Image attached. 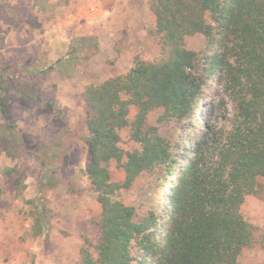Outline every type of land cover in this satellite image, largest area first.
Here are the masks:
<instances>
[{"label": "trees", "instance_id": "16d2710c", "mask_svg": "<svg viewBox=\"0 0 264 264\" xmlns=\"http://www.w3.org/2000/svg\"><path fill=\"white\" fill-rule=\"evenodd\" d=\"M148 7L159 56L151 62L135 56L126 73L84 89L89 117L83 140L90 156L84 173L101 212L96 256L84 236L78 264H238L241 251L256 242L240 207L246 196L259 193L258 180L264 177V0H150ZM195 34L206 40L201 53L185 48V37ZM211 84L229 100L225 123L211 124L213 106H208L202 127L182 149L161 137L157 126L147 125L148 114L156 110L157 124L197 119ZM9 91L23 103L58 112L36 84L15 86L0 72V149L7 152L12 143H24L10 122ZM221 106L223 113L225 103ZM131 108L136 112L130 120ZM124 128L139 149L122 152L119 131ZM45 152L50 159L58 157L51 147ZM46 160L40 163L53 174ZM111 161L123 168L122 183L111 181ZM155 168L173 182L164 217L149 210L135 220L118 192ZM4 174L15 175V196L21 198L24 172L11 167ZM34 210L31 236L39 237L49 211Z\"/></svg>", "mask_w": 264, "mask_h": 264}, {"label": "rangeland", "instance_id": "374dc122", "mask_svg": "<svg viewBox=\"0 0 264 264\" xmlns=\"http://www.w3.org/2000/svg\"><path fill=\"white\" fill-rule=\"evenodd\" d=\"M149 2L0 0V72L15 86L36 84L43 99L58 111H44L34 102H21L15 91L7 93L10 122L24 143H12L9 152L0 149V264H78L84 236L96 256L93 247L101 210L84 173L90 157L83 140L89 117L84 89L126 73L135 56L147 62L159 56ZM184 42L188 51L205 50L203 35L187 36ZM30 69L46 72H27ZM208 106H213L211 124L226 122L229 100L213 84L200 115L189 124L180 119L157 124L160 110L149 113L146 122L157 126L159 135L172 146L182 149L202 127ZM135 112L131 108L130 120ZM119 135L123 153L139 149L129 139L128 128ZM48 147L58 154L56 159L45 152ZM42 157L53 174L43 169ZM125 159L124 155L121 162ZM11 167L24 172L21 198L15 196V175L4 174ZM108 170L111 181H124V170L116 161L108 164ZM171 183L161 168L144 171L131 186L119 190L118 199L133 208L135 220L149 210L164 217ZM258 183L259 193L246 196L240 207L243 219L255 229L256 242L241 251L238 264H264V177ZM35 206L39 213L43 207L49 211L39 237L31 236Z\"/></svg>", "mask_w": 264, "mask_h": 264}]
</instances>
